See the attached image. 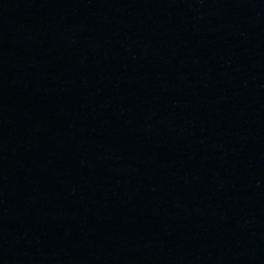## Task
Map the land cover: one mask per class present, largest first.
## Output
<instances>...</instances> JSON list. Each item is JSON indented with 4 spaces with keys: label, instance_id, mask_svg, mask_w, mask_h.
Masks as SVG:
<instances>
[{
    "label": "water",
    "instance_id": "obj_1",
    "mask_svg": "<svg viewBox=\"0 0 264 264\" xmlns=\"http://www.w3.org/2000/svg\"><path fill=\"white\" fill-rule=\"evenodd\" d=\"M0 264H264V0H0Z\"/></svg>",
    "mask_w": 264,
    "mask_h": 264
}]
</instances>
